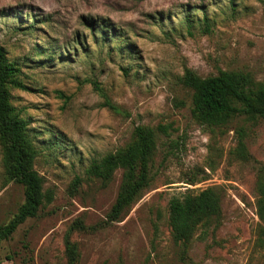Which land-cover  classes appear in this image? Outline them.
<instances>
[{"label":"rangeland","instance_id":"obj_1","mask_svg":"<svg viewBox=\"0 0 264 264\" xmlns=\"http://www.w3.org/2000/svg\"><path fill=\"white\" fill-rule=\"evenodd\" d=\"M0 48L25 85L8 91L38 150L33 168L54 191L2 241L0 264H66L77 219L87 229L71 233L76 264H264V118L207 125L184 83L187 69L247 72L264 83V0H0ZM140 124L168 131L157 136L148 184L111 222L128 171L103 180L88 169L130 146ZM5 146L0 138L2 225L25 202ZM206 188L220 195L221 216L184 243L170 199Z\"/></svg>","mask_w":264,"mask_h":264},{"label":"trees","instance_id":"obj_2","mask_svg":"<svg viewBox=\"0 0 264 264\" xmlns=\"http://www.w3.org/2000/svg\"><path fill=\"white\" fill-rule=\"evenodd\" d=\"M205 21L209 27L208 19ZM18 71L19 68L8 60L4 49L0 48V138L6 143L5 160L9 173L25 185V202L19 212L7 224H0V245L54 196V191L46 188L45 178L33 168L38 150L29 137L27 124L18 118L16 108L10 101V83L25 88L16 78ZM184 83L193 90L195 115L207 125H225L237 114L264 118V83L255 81L247 72L220 69L215 75L201 77L187 69ZM107 105L117 109L109 102ZM167 131V126L162 124L156 128L137 125L134 129L135 141L130 146L91 163L88 172L103 180H110L120 167L128 171L127 184L112 206L109 221L118 220L125 208L148 184L149 165L157 148V136ZM259 193L258 214L264 230V172L259 179ZM169 210L170 224L176 237L188 243L198 229L202 228L206 233L220 218L221 197L214 188L200 192L187 191L170 199ZM74 229L85 230L87 226L77 219L67 232L66 264H76L79 259L78 245L71 237Z\"/></svg>","mask_w":264,"mask_h":264}]
</instances>
